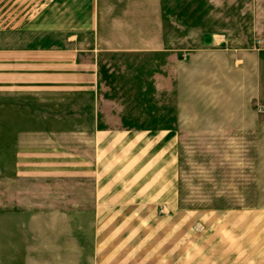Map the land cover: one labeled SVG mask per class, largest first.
Wrapping results in <instances>:
<instances>
[{
  "label": "crops",
  "instance_id": "crops-1",
  "mask_svg": "<svg viewBox=\"0 0 264 264\" xmlns=\"http://www.w3.org/2000/svg\"><path fill=\"white\" fill-rule=\"evenodd\" d=\"M0 11V94L12 99L1 100L0 128L19 129L14 99L43 88L45 98L67 99L59 113L71 116L61 128L90 131L71 156L14 150L13 169L1 173L10 182L5 202L1 195L2 234L14 243L21 177L86 179L77 194L89 206L73 208L92 211L93 264H264L263 213L203 212L221 233H181L198 214L180 215L177 198L181 131L236 128L264 97V0H47L32 15L21 17L14 5ZM37 33H63L66 45L37 47ZM103 55L109 67L143 58L139 80L152 86L150 100L137 109L125 86L121 104L109 85L102 113ZM133 73L125 83L137 80Z\"/></svg>",
  "mask_w": 264,
  "mask_h": 264
},
{
  "label": "rangeland",
  "instance_id": "rangeland-1",
  "mask_svg": "<svg viewBox=\"0 0 264 264\" xmlns=\"http://www.w3.org/2000/svg\"><path fill=\"white\" fill-rule=\"evenodd\" d=\"M46 1L0 0V9L17 6L22 17L28 12L32 15L40 11ZM89 39L85 38L86 41ZM27 40V37H21V41ZM35 45L64 46L66 35L37 33ZM134 61L136 64L131 66L128 59L127 67L124 65L125 59L111 61V67L116 65V78L112 77L115 78L114 83L108 81V69L111 68L108 56H101V90L104 94L101 98V112H106L108 108L109 85L112 89H117V94L120 93V97L113 100L121 104L124 102L125 86L136 94L130 98L137 109L139 103L150 100L147 96L153 94L152 86L139 80V74L147 72V65L143 58ZM133 68L136 74L132 72ZM127 72L133 73L137 80L125 83L123 76ZM42 90L44 89L37 88L35 96L29 99L22 97L23 95L14 99L17 104L15 110L20 112L19 129L0 128V202L1 195L4 202L7 200V183H10L1 173L13 169L14 150L24 153L33 150L51 152L52 156H45L49 160L57 159L60 155L57 150L60 149L67 150L71 156L76 150L83 149L82 138L90 132L61 128L71 116L59 113L60 103L67 99L61 98L59 94L49 93L45 98ZM140 92L143 97L139 96ZM1 97L0 94V121L1 111L7 110L1 100H12L6 98V95L4 99ZM259 106H264L263 96L253 104L254 112L248 117L249 122L238 124L236 128L181 131L178 209L180 215L198 214L192 222H184L180 228L181 233H221L223 228L219 221H203L200 216L203 212L244 211L264 214V113L257 112ZM121 116L117 114L116 118ZM133 117L139 116L135 114ZM101 119L108 121V114H103ZM40 157L43 160L45 158ZM81 181L82 179L76 182L73 178L55 177L19 179L17 203L14 193V206L19 212V228L14 234V243L11 235L0 232V264H93L92 236L95 227L92 224V211L84 208L77 211L73 208L76 205L89 206L87 195L84 192L77 194V191L87 188L90 183L86 179L83 183ZM263 224L262 221L260 225Z\"/></svg>",
  "mask_w": 264,
  "mask_h": 264
},
{
  "label": "built area",
  "instance_id": "built-area-1",
  "mask_svg": "<svg viewBox=\"0 0 264 264\" xmlns=\"http://www.w3.org/2000/svg\"><path fill=\"white\" fill-rule=\"evenodd\" d=\"M259 110L264 112V106H259Z\"/></svg>",
  "mask_w": 264,
  "mask_h": 264
}]
</instances>
